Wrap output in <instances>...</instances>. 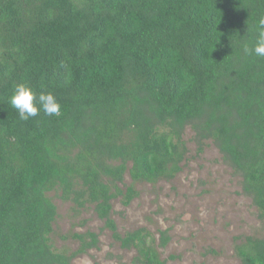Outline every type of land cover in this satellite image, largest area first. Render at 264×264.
I'll list each match as a JSON object with an SVG mask.
<instances>
[{
    "label": "trees",
    "instance_id": "1",
    "mask_svg": "<svg viewBox=\"0 0 264 264\" xmlns=\"http://www.w3.org/2000/svg\"><path fill=\"white\" fill-rule=\"evenodd\" d=\"M261 16L264 0H0V264H72L99 246L88 230L61 235L76 250L54 248L52 191L74 216L92 206L135 264H165L168 229L158 243L145 227L120 233L112 200L173 179L187 128L198 154L218 148L264 221V57L242 48ZM18 82L53 92L60 114L21 120ZM235 254L264 264V237Z\"/></svg>",
    "mask_w": 264,
    "mask_h": 264
},
{
    "label": "rangeland",
    "instance_id": "2",
    "mask_svg": "<svg viewBox=\"0 0 264 264\" xmlns=\"http://www.w3.org/2000/svg\"><path fill=\"white\" fill-rule=\"evenodd\" d=\"M192 136L193 131L187 128L188 158L181 171L171 180L137 182L139 195L129 205H123L120 198L112 200V218L120 233L145 227L156 243L160 231L168 229L167 245L157 247L165 264H240L236 244L247 235L264 237V221L251 197L243 193L241 178L213 142L207 141L198 154ZM130 182L126 173L125 183ZM49 195L58 207L51 235L54 248L74 251L79 246L71 237L61 238L62 234L99 233V246L77 255L72 264H135L136 249L122 248L109 229L102 230L104 222L92 206L74 216L70 202L54 191Z\"/></svg>",
    "mask_w": 264,
    "mask_h": 264
},
{
    "label": "clouds",
    "instance_id": "3",
    "mask_svg": "<svg viewBox=\"0 0 264 264\" xmlns=\"http://www.w3.org/2000/svg\"><path fill=\"white\" fill-rule=\"evenodd\" d=\"M254 33V44L242 45L246 56L264 57V16L259 17L253 29L247 25V32ZM11 106L19 113L21 120L37 117L41 111L47 116H58L62 105L51 91L37 92L27 82H18L13 87L10 97Z\"/></svg>",
    "mask_w": 264,
    "mask_h": 264
}]
</instances>
